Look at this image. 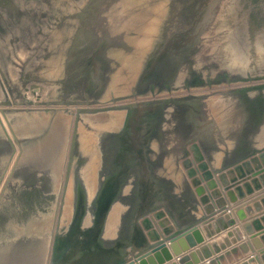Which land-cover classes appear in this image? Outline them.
I'll return each mask as SVG.
<instances>
[{
  "label": "rangeland",
  "instance_id": "1",
  "mask_svg": "<svg viewBox=\"0 0 264 264\" xmlns=\"http://www.w3.org/2000/svg\"><path fill=\"white\" fill-rule=\"evenodd\" d=\"M221 1L222 20L226 26L214 21L217 19L216 15L213 16L215 9ZM225 1H228L227 8H224ZM40 2L42 4L43 0H0V218L13 219L8 225H0V236L4 235L0 238V264H122L136 260L163 243L175 245L184 237H198L202 222L223 210H227L234 221L226 229L232 227L238 232L234 236L254 240L256 248L264 253V99L258 98L264 94V4L257 3L262 0H245L244 6L241 5L244 2L233 0H201L202 7L186 15L190 16V27L186 28L172 24L170 30L171 25L160 19L156 27L163 34L155 36L158 38L160 34L161 39L170 42L165 50L170 47L168 53L171 55L168 56H176V60L167 58L169 62L165 60L160 63L161 66L150 63L151 57L136 69L137 74L128 73L118 79L110 77L106 83L95 81L98 85L91 82L87 85L91 77L83 63L79 70L73 72L76 77H72L61 76L59 70L55 71V67L46 64V61L41 65L37 62L38 41L49 30L48 22L36 19ZM209 3L212 4L206 9ZM249 3L256 4L258 11L251 10ZM93 5L95 1L86 3L87 10ZM182 11L181 7L179 13ZM94 13L88 17L92 18ZM223 32L228 43V63L238 62L239 57L254 55L252 60L244 61L249 64L239 66L243 69L237 72L243 75L234 80L222 77V71H206L222 68L215 63L208 66L211 60L206 43L220 37ZM184 42L190 45L185 51ZM196 57H201L202 63H205L201 66V71H204L190 70L187 75L180 74L185 64ZM162 58L166 59V56ZM173 60L175 64L170 63ZM255 61H259V65H253ZM34 62L40 66L33 67ZM48 73L50 75L47 76ZM27 79L29 81L26 82ZM80 81L84 87L75 84ZM141 82L144 83L141 85ZM257 94L258 97L254 96ZM255 98L259 105L256 112L253 111ZM174 103L200 114L209 112L211 105L217 106L214 109L221 112L219 123L225 120L228 110L232 112L231 109L235 110L243 104H247L249 111L253 112L235 114L238 122L235 132L215 128L216 131L200 133L197 128L186 125L194 134L183 141L185 146L167 142L170 147L164 145L165 148L161 143L168 139L167 136L160 147L159 144H145L138 153L129 151L134 155L132 161H136L134 158L138 156L139 161L147 162L140 170L142 178L138 181L137 190L133 192V188L131 193L119 200L123 202L122 211L121 204L119 210L110 211L97 202L88 211L85 204L79 207L70 201L66 189L71 162L93 161L91 147L86 143L77 145L75 142L76 146L73 143L75 137H81L77 125L81 117L112 114L123 126L134 117L141 119V123L148 117V121L154 123L161 119L159 114L168 110L167 107L174 109ZM223 112L226 114L222 115ZM51 113L73 115V122L68 121L72 128L61 132L56 154L51 157L49 152L45 160L57 161L54 166L57 169L56 180L52 182L45 178L31 180L28 184L17 183L20 187L14 191V186L9 183L13 179H9L7 174L16 167V161H31L32 166H36L33 161H40L36 149L28 150L23 156H13L16 144L23 143L22 133L16 127L25 121L26 135H23L38 142L50 134V123L55 122L54 118L50 120ZM162 130L164 134L167 131L165 128ZM137 131L143 132L144 136L149 133L143 126ZM127 133L124 131L128 140L131 133ZM231 136L235 139L234 143L230 140ZM200 139L206 141L205 145ZM3 181L4 185L1 184ZM127 189L130 190V187ZM11 200L16 204H12Z\"/></svg>",
  "mask_w": 264,
  "mask_h": 264
},
{
  "label": "bare ground",
  "instance_id": "2",
  "mask_svg": "<svg viewBox=\"0 0 264 264\" xmlns=\"http://www.w3.org/2000/svg\"><path fill=\"white\" fill-rule=\"evenodd\" d=\"M89 1H95V5L89 6L87 10L86 3H88ZM234 1L244 2L245 0H233V2ZM227 2L228 1H225L224 8L228 7ZM257 3L264 4L263 0L261 3L260 2ZM211 4L212 3H209V5L205 6L206 9H208L211 6ZM244 4L245 2L241 5L244 6ZM40 5L41 6L37 9L36 19L48 22L49 30L46 33V35L38 41L39 46L36 50L35 59L38 60L37 62L40 63V65L44 61H46V64L53 65L55 67V71L58 69L59 70L58 74H60L61 76L66 75L72 77H76L74 76L73 72L79 70L80 65L83 63L88 71L89 74L88 76L91 77L89 78V82H87V85H89L88 83L90 82L93 83V85L94 84L98 85V83L95 81H100V80H103L105 81L104 83H106L109 81L110 77H116L118 79V77L124 76L128 73L134 74L136 73V69L141 67L144 60H148L151 57L152 58L149 60L150 63L160 64L162 62H165V60L169 62L171 56L168 55L171 54H169L168 52L171 49L169 47L168 50H165V47L170 42L164 41L163 39L160 38V34L163 33H161L160 31L158 32L159 27L157 29L156 25L158 26V22L160 21V19H164L167 25L169 24L171 25L170 30L173 28L172 24H176V26L181 25L182 28H186L188 26L190 27V21H189L190 16L186 17V15L188 13L195 11L198 7H202L201 0H43L42 4L40 2ZM222 6H223V2L221 1L218 5V9L216 7L215 9L216 11L213 16L216 15L217 18L214 21H220L221 25L226 26V24H224L222 20V12H221ZM255 6L256 4L254 5V3H252L250 5L249 3V8L251 10L258 11V9L255 8ZM181 7L183 8V11L179 13ZM93 11L95 13L93 14L92 18H89L88 15ZM218 28L221 30L220 25L218 26ZM165 30L169 31L168 27H165ZM194 30L192 31V33L194 32ZM158 33L160 34L157 38L155 34ZM166 36L168 37L169 34H166ZM175 38L176 36L173 37L171 41L173 42ZM185 43L187 42L183 43L184 51L186 50V48L190 46V45L188 46V44L186 45ZM206 45L209 48V52H210L209 58L211 60L209 61L208 66H212V64L215 63L220 67H222L219 69H206V71L207 72H212L213 70H216L217 72L222 71L221 73L223 75L222 77H226L227 80L228 79L234 80L237 79L238 77H241L243 74L238 73L237 70L238 69L241 70L243 68L239 66L249 64V62H244V61L252 60L254 56L251 55L250 57H245V58L239 57L238 62L228 63L229 62V56L227 55L228 43L226 42V34L224 32L220 37L207 42ZM163 56H166V59L165 58L163 59L162 58ZM175 57L176 56H174L171 59H175ZM216 57L218 59L215 60ZM76 60L78 62H74ZM175 60H173L170 63L175 64L174 63ZM38 63L34 62L33 67H39L40 65ZM180 64L181 63H179V65ZM252 64L259 65V61H255ZM201 66H205V63H202L201 57L200 58L196 57L195 60L192 59L191 61H189V63L187 62L185 64L184 68L180 70V74L184 75L188 73V71L190 70L193 71L196 70V71H200L199 73H202L204 70L201 71ZM158 69H160V67ZM146 71L148 72V70ZM83 73H84V68H83ZM150 74H154V73H150ZM46 75L48 76L50 74L48 73ZM81 77L84 78V76ZM166 78L168 79V77ZM29 79H27L26 82L29 81ZM34 80H38V79H34ZM143 83L141 82V85ZM75 84L84 87L83 86L84 83L82 81H80L79 83L77 82ZM101 92L102 91H100V93ZM132 94L134 93L132 92ZM63 95L65 94L63 93ZM102 96L103 95H101V97ZM254 96L258 97V94ZM258 98L264 99V94H261V96ZM215 99L216 98H214V100ZM256 99L257 98H255L253 101L256 105L253 107V111L255 112H256V107L259 106L256 103ZM151 104L152 103L150 102V105ZM246 105L247 104H243L235 110L231 109L232 112L228 110V114L226 115L225 120L223 122L221 121L220 123L219 120L221 118H219L220 116L218 115L219 113L221 115V112L214 109L217 106L211 105L209 112L200 114L199 112L198 113L189 112L188 110H185L184 109L185 107L183 108L181 104H175V103L172 106L175 107L176 110H174L175 108L171 109L169 105H168L169 107H167L166 105L168 110H165L163 108L165 111L162 114H159L162 115L161 119H159L158 122H154V123L148 121V117H146V119H143L144 120L143 122L145 124L141 123L142 122L140 121L141 119L134 117L133 119L129 120L127 125L123 126L117 118L111 116L112 114L81 117V119L78 120V124L75 120L74 121L75 127L77 125L79 126L81 137L79 139L75 137L73 143L74 145L75 142H77V145L86 143L89 147H91L92 151L90 152V157L93 158V161L76 160L71 162L72 170L69 178V183L66 189L68 198L72 203L75 202L79 207L82 203L85 204L84 207L88 211H91V209L97 204V202L99 206H104L106 207V209L110 211L114 209L119 210V205L121 204L120 208L122 211L123 202L119 200L122 199L124 196L126 197V195H128L129 192L131 193V190L133 188H134L133 192L137 190L138 181H140V179L142 178L139 175L140 170L143 168L144 162H147V161H139L140 159L138 158V156L134 158L136 159V161H132V157H134V155L132 156L129 153V151H131V153L132 152L138 153L139 150H141L143 145L145 144H149L151 146L153 145L157 146L159 144V147L161 144H163V146L166 145V147L167 146L170 147L168 144L170 142L174 143L175 145L176 144L180 145L181 147L182 145H184L183 141L186 140L190 135L194 134L193 131L189 130L190 127H192L193 129L197 128L198 130L201 131L200 133L206 130L216 131L214 130L215 128H222L223 130L231 129L232 132H235L236 125L238 123L235 120V114L249 111ZM160 106L163 107L162 105ZM125 109H130V108L125 107ZM112 111H117V110H112ZM225 114L226 112L222 113V115ZM253 114H251L252 120L255 119L254 117L255 114L254 116ZM53 118L55 119V122L54 124L50 123V125H52V127L50 128V134L48 135V137L45 136L42 140L38 142H33L27 139V137L25 136L26 135L25 127H27L26 125L27 123L25 121L22 125L16 127L18 131L22 133L21 136L23 138V143L16 144L17 147L14 150V154L16 151H22L23 149H25L26 151L16 152V154L15 155L13 154V156H17V155L23 156L28 152V150L36 149L39 151V156L37 158L40 161H33L36 163V166H32L30 164L31 161H16V167L11 169L10 174H7V177H9V179H13L9 182L10 185L14 186L12 190L19 188L20 187L19 185H22L21 183L27 182L28 184V182H31V180L35 181L45 178L49 180L51 179L52 182L56 180L55 175L57 174L56 173L57 169L54 166L57 164V161H45V160L49 152L52 154L51 157L54 154H56L57 145L58 143L60 145L61 142L60 139L61 132H63V129H67L68 131H70V128H72V125L69 124L68 121L70 119L73 122V115L63 114V113H55V115H53V113H51L50 120ZM240 119L241 117H239V120ZM35 124L37 126H40L37 123ZM186 125L187 126L191 125V126L186 127ZM142 126L145 127L147 130H149V133L146 136H144L143 132L139 133L137 131V129L141 128ZM75 127L73 126V129H75ZM163 128L167 130L165 134L163 133L162 130ZM124 131L131 133V137L128 139L129 141L125 138ZM245 131H247V129H245ZM200 133L199 136H201ZM54 134H57L56 137L54 136ZM167 136L168 139L164 141L167 138ZM215 139L218 140L217 138ZM162 140L164 142L161 143ZM230 140L233 143L235 142V139L232 136L230 137ZM200 141L202 144L205 145L206 141L204 142L202 139H200ZM31 142H33V144L30 145L29 143ZM42 147H44V149H42ZM153 151L154 150H152L151 152ZM140 157L143 159L142 156ZM165 160L167 159L165 158ZM187 161L188 160H186V162ZM39 162H41V164ZM46 162L47 164H49L47 165L48 167L45 164ZM172 164L174 163H171V165ZM165 173L167 174V172ZM170 173L171 172H169V174ZM156 174L158 175V173ZM17 183L19 185H17ZM1 184L4 185V181ZM129 187L130 190L127 189ZM142 190L143 189H141V191ZM86 196H90V198L91 197L92 198L88 199L86 198ZM108 199L109 201H107ZM11 203L16 204V201L13 202L11 200ZM11 207H13L14 209H18V207H15L14 205H11ZM111 219L112 216L110 218V222L112 221ZM9 220L13 221V219L9 217L7 218L1 217L0 225L10 224L11 221ZM2 236L4 237V235L1 234L0 236L1 239ZM7 237L8 236H6V238Z\"/></svg>",
  "mask_w": 264,
  "mask_h": 264
},
{
  "label": "crops",
  "instance_id": "3",
  "mask_svg": "<svg viewBox=\"0 0 264 264\" xmlns=\"http://www.w3.org/2000/svg\"><path fill=\"white\" fill-rule=\"evenodd\" d=\"M231 228L211 237L201 228L198 237H184L175 245L167 242L173 258L165 264H212L211 260L217 264H264V253L256 248L254 240L245 236L234 240L229 236Z\"/></svg>",
  "mask_w": 264,
  "mask_h": 264
},
{
  "label": "water",
  "instance_id": "4",
  "mask_svg": "<svg viewBox=\"0 0 264 264\" xmlns=\"http://www.w3.org/2000/svg\"><path fill=\"white\" fill-rule=\"evenodd\" d=\"M232 223H234V221L231 220V215L227 212V210H223L216 215L205 219L202 222V228L206 232L207 236L211 237L221 232L223 229H226ZM235 233L238 234L237 231H233L232 234L229 233V236L233 237L234 240L241 239L240 235L234 236ZM172 258V253L166 243H163L154 248L151 252L140 256L136 260L124 262L122 264H165L167 261L172 260ZM211 263L217 264L216 260H211Z\"/></svg>",
  "mask_w": 264,
  "mask_h": 264
}]
</instances>
